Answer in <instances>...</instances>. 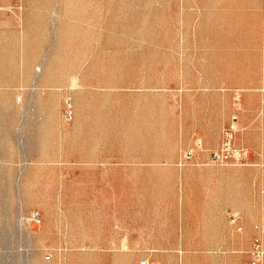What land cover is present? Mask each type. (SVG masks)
Masks as SVG:
<instances>
[{
	"label": "rangeland",
	"instance_id": "1",
	"mask_svg": "<svg viewBox=\"0 0 264 264\" xmlns=\"http://www.w3.org/2000/svg\"><path fill=\"white\" fill-rule=\"evenodd\" d=\"M233 123L246 160L215 163ZM255 240L264 0H0V264H242Z\"/></svg>",
	"mask_w": 264,
	"mask_h": 264
},
{
	"label": "built area",
	"instance_id": "2",
	"mask_svg": "<svg viewBox=\"0 0 264 264\" xmlns=\"http://www.w3.org/2000/svg\"><path fill=\"white\" fill-rule=\"evenodd\" d=\"M66 118H71V112L67 111L65 114ZM234 133L235 126L234 123L230 124L223 129L222 132V141L220 146L211 152V160L218 164L226 163H243L246 160L247 152L238 148L234 145ZM192 156V151H187L183 154V160H188ZM229 222L236 224L238 219V214L231 212L228 215ZM240 229V228H238ZM251 257L248 261L243 262L242 264H264V241L255 240L251 248ZM140 264H156L151 262L148 259L141 260Z\"/></svg>",
	"mask_w": 264,
	"mask_h": 264
}]
</instances>
